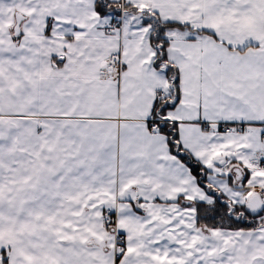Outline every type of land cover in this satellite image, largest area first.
<instances>
[{"label":"snow or ice","instance_id":"obj_1","mask_svg":"<svg viewBox=\"0 0 264 264\" xmlns=\"http://www.w3.org/2000/svg\"><path fill=\"white\" fill-rule=\"evenodd\" d=\"M0 264H264V0H0Z\"/></svg>","mask_w":264,"mask_h":264}]
</instances>
